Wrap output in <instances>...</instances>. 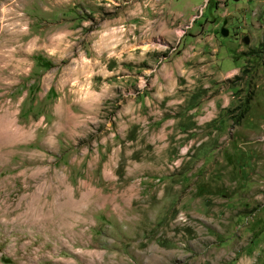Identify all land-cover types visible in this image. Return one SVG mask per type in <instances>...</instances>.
<instances>
[{
    "label": "rangeland",
    "instance_id": "rangeland-1",
    "mask_svg": "<svg viewBox=\"0 0 264 264\" xmlns=\"http://www.w3.org/2000/svg\"><path fill=\"white\" fill-rule=\"evenodd\" d=\"M13 2L0 264H264V0Z\"/></svg>",
    "mask_w": 264,
    "mask_h": 264
},
{
    "label": "bare ground",
    "instance_id": "bare-ground-1",
    "mask_svg": "<svg viewBox=\"0 0 264 264\" xmlns=\"http://www.w3.org/2000/svg\"><path fill=\"white\" fill-rule=\"evenodd\" d=\"M11 8L15 9V12L13 10H11ZM16 10H17V6H16V2L11 3V5L4 7V10L2 12H0V15L4 18L7 17L8 15H15V17L13 19H10L7 22V24H4V22L2 21L3 18L0 19V25L2 24V27L0 28V73L2 72V70L4 69V67H1V65L5 64L4 66H7V63H10V56H5V52L2 51V49L6 48L7 46H10L14 40L16 39V35H18L19 33L15 30L16 26H14L12 23L15 19H18V16H16ZM4 20V19H3ZM22 20V19H21ZM19 19V21H21ZM13 41V42H12ZM8 53V51H7ZM10 53V52H9ZM8 53V55H9ZM10 61V62H9ZM12 63V62H11ZM16 132V131H15ZM19 132V131H18ZM17 132V133H18ZM17 133H11L10 135V139L11 141L13 139H15L18 135ZM19 138V137H18ZM7 139V138H6ZM5 143L1 138H0V144ZM11 143V142H10Z\"/></svg>",
    "mask_w": 264,
    "mask_h": 264
},
{
    "label": "trees",
    "instance_id": "trees-1",
    "mask_svg": "<svg viewBox=\"0 0 264 264\" xmlns=\"http://www.w3.org/2000/svg\"><path fill=\"white\" fill-rule=\"evenodd\" d=\"M35 60H36L38 65L43 66L47 69H51L53 67V64L51 62L44 60V58H42V57H37ZM248 104H249V100L245 102L246 107L248 106ZM247 111H248V109H245V111L242 112L240 114V116L235 118L234 125H238L239 122L242 121V119L244 118V115L247 113Z\"/></svg>",
    "mask_w": 264,
    "mask_h": 264
},
{
    "label": "water",
    "instance_id": "water-1",
    "mask_svg": "<svg viewBox=\"0 0 264 264\" xmlns=\"http://www.w3.org/2000/svg\"><path fill=\"white\" fill-rule=\"evenodd\" d=\"M248 42V40H246V43Z\"/></svg>",
    "mask_w": 264,
    "mask_h": 264
}]
</instances>
